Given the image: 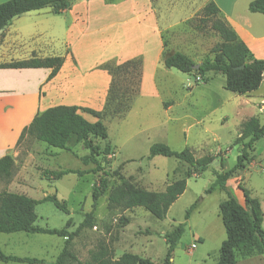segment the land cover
Segmentation results:
<instances>
[{
    "label": "rangeland",
    "instance_id": "rangeland-1",
    "mask_svg": "<svg viewBox=\"0 0 264 264\" xmlns=\"http://www.w3.org/2000/svg\"><path fill=\"white\" fill-rule=\"evenodd\" d=\"M199 1L153 0L161 15V36L166 49L183 51L195 63L213 59L212 48L221 44L210 29L211 20L201 21L203 14ZM123 76L118 85L120 91L129 96L134 83L132 68ZM196 77L170 69V75L162 79L161 99L174 102L173 117L177 119L174 122H165V115L156 100L141 105L122 119L108 112L103 123L109 141H92L97 146L95 159L98 166L84 164L83 157L88 151L81 145H69L66 151L23 138L16 146L15 155H11L15 164L14 175L10 182H0V192L27 193L33 199H40L46 193L65 201L68 214L50 202L39 203L35 207V225L61 229L68 222L67 231H77L69 250L80 262H87L90 254L103 246L112 260L130 253L160 263L167 251L163 234L182 224L184 233L172 253V264H215L218 245L221 239H225L218 206L226 195L218 188L211 192L207 190L217 174L235 164L243 144L234 145L241 124L254 116L264 122V103L258 107L255 105L264 99V82L248 96L225 90V78L221 74H208L206 79L199 76L200 81ZM157 142L165 143L177 152L188 148L195 158L209 155L214 161L205 172L186 179L184 193L170 206L163 219H157L142 207L127 210L109 206L110 191L124 181L147 191L161 192L169 183L185 178L189 167L184 163L161 156L147 159L149 147ZM249 154L251 162L241 172L233 174L226 186L243 204L244 189L261 204L264 214V138L255 143ZM61 170L83 173L68 174L60 179H53L50 173H45ZM94 186L99 188L100 194L93 206ZM194 203L196 207L186 219V212ZM196 236L202 241L194 240ZM64 242V238L55 235L0 233V250L4 254L36 258L42 261L41 264H53ZM241 261L240 264H260L245 263L246 259ZM67 264L76 263L69 261Z\"/></svg>",
    "mask_w": 264,
    "mask_h": 264
},
{
    "label": "trees",
    "instance_id": "trees-1",
    "mask_svg": "<svg viewBox=\"0 0 264 264\" xmlns=\"http://www.w3.org/2000/svg\"><path fill=\"white\" fill-rule=\"evenodd\" d=\"M80 0H9L0 4V31L14 18L29 11L50 8L54 14H60L68 9L71 4ZM250 13L264 15V0H253L248 5ZM219 10L213 2L208 3L202 10L203 20H211L210 29L221 41V44L212 48L213 59H205L197 69V64L187 55L166 49L163 41L164 51L162 64L165 69H175L184 74H193L206 79L208 74H221L225 78L224 89L237 95H249L256 91L264 81V60L252 59L247 47L238 41L233 30L217 17ZM201 28V27H197ZM63 57L31 58L29 60L0 64V69H50L48 79L52 78L60 69ZM132 68L134 83L129 96L121 92L118 85L124 73ZM141 76V64L138 60H130L115 67L105 106L102 111H94L74 106H56L37 114L31 123L23 129L17 145L25 138L44 143L49 148L68 150L67 144L81 143L88 151L83 157L85 165L92 163L97 165L95 156L97 146L92 144L95 139L106 140L108 132L103 117L109 112L116 114L122 119L130 110L134 99L138 95ZM126 95V96H125ZM124 103L122 102V100ZM80 112L87 113L97 119L90 123L85 120ZM264 138V122L261 123L257 117H251L244 121L234 140V145L243 143L235 158L232 168L224 170L215 177V181L207 192L215 188L220 189L226 199L219 203V216L225 231V239L219 247L218 259L215 264H237L239 260L262 256L264 260V229L262 228V211L260 203L251 198L243 189L244 206L239 204L232 192L227 188V180L236 173L241 172L251 162L250 152L256 141ZM107 151V148L104 149ZM161 156L174 158L189 167L185 178L175 180L161 192L147 191L136 187L128 180L112 189L108 195L109 206L133 209L142 207L157 219L165 218L170 206L184 193L186 179L191 175H199L205 172L214 161L212 156L195 158L194 154L185 148L182 151H174L168 145L157 142L149 147L147 159ZM99 169V168H98ZM15 171L14 160L10 155L0 158V182L11 181ZM50 173L53 179H60L68 174L82 175L83 172L73 170H61ZM99 188L94 186L92 190L93 206L99 197ZM41 202H50L57 209L69 213L67 203L59 200L56 195H46L41 200H35L25 195L0 192V233H30L55 235L65 239L62 251L58 254L53 264H67L73 261L76 264H172V253L179 243L183 233L184 225L180 224L171 232L163 234L167 246L166 255L160 263H154L149 259L141 258L130 253H123L118 259L112 260L108 250L99 246L90 254L87 262H80L70 252V242L76 236L77 231H67L68 222L61 229L39 227L35 225L37 215L35 207ZM194 203L186 212L188 219L191 211L195 209ZM89 217V215H88ZM85 223V221L80 225ZM79 227V228H80ZM0 262H18L27 264H41L36 258H21L6 255L0 250Z\"/></svg>",
    "mask_w": 264,
    "mask_h": 264
},
{
    "label": "crops",
    "instance_id": "crops-1",
    "mask_svg": "<svg viewBox=\"0 0 264 264\" xmlns=\"http://www.w3.org/2000/svg\"><path fill=\"white\" fill-rule=\"evenodd\" d=\"M6 1L0 0V4ZM252 1L201 0L199 9L213 2L219 10L216 18L235 32L252 59L264 60V15L248 11ZM161 33V15L153 0H80L60 14L42 8L14 17L0 31V64L47 57H63V63L50 79V69H0V158L15 155L23 129L49 108L74 106L102 111L115 67L130 60L140 61L141 76L138 96L127 116L156 100L165 122L176 121L174 102L161 99L162 79L170 75V69L162 64ZM262 103L264 99L255 105ZM80 114L90 123L97 121L87 113ZM78 145L84 149L81 143ZM239 204L244 206L243 201ZM221 231L218 233L222 236ZM194 240L200 242L202 238L196 236ZM246 261L264 263L262 256Z\"/></svg>",
    "mask_w": 264,
    "mask_h": 264
},
{
    "label": "built area",
    "instance_id": "built-area-1",
    "mask_svg": "<svg viewBox=\"0 0 264 264\" xmlns=\"http://www.w3.org/2000/svg\"><path fill=\"white\" fill-rule=\"evenodd\" d=\"M196 80H197V81H200V80H201V78H200L199 76H197V77H196Z\"/></svg>",
    "mask_w": 264,
    "mask_h": 264
},
{
    "label": "water",
    "instance_id": "water-1",
    "mask_svg": "<svg viewBox=\"0 0 264 264\" xmlns=\"http://www.w3.org/2000/svg\"><path fill=\"white\" fill-rule=\"evenodd\" d=\"M199 67V65L198 64H196L193 68L194 69H197Z\"/></svg>",
    "mask_w": 264,
    "mask_h": 264
}]
</instances>
